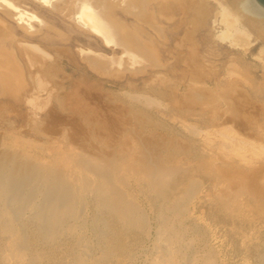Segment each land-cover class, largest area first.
<instances>
[{
    "label": "rangeland",
    "instance_id": "obj_1",
    "mask_svg": "<svg viewBox=\"0 0 264 264\" xmlns=\"http://www.w3.org/2000/svg\"><path fill=\"white\" fill-rule=\"evenodd\" d=\"M207 3L209 16L178 5L167 18L157 0H0V142L59 170L88 159L140 206L123 226L87 193L58 245L26 222L36 264H264V19L224 41Z\"/></svg>",
    "mask_w": 264,
    "mask_h": 264
},
{
    "label": "bare ground",
    "instance_id": "obj_2",
    "mask_svg": "<svg viewBox=\"0 0 264 264\" xmlns=\"http://www.w3.org/2000/svg\"><path fill=\"white\" fill-rule=\"evenodd\" d=\"M214 1V0H213ZM228 1V0H227ZM230 1V0H229ZM228 1V2H229ZM209 2V1H208ZM218 7L215 12V20H220L223 28L221 29L218 37L224 41H232L236 44V41L240 38L250 34L248 31L252 25L251 17L249 15L263 18L264 19V6L259 3L257 0H233L235 7L232 8L228 3L226 4L223 0H216ZM184 3V4H183ZM215 3V2H214ZM192 4V5H190ZM185 7L192 11V14L197 16L202 12L205 15L209 16L208 13L211 11L210 4L207 3V0H202L196 6L194 5V0H157L158 11L162 10L161 15L164 17H172V7L176 6ZM234 5V4H232ZM216 7V6H215ZM215 11V10H214ZM211 15V14H210ZM202 16V15H201ZM204 16V15H203ZM206 16V17H207ZM214 17V16H213ZM202 18V17H201ZM187 19V18H186ZM204 19V18H203ZM199 20V19H197ZM196 20V21H197ZM207 19H205L206 21ZM259 20V19H258ZM193 21V20H192ZM257 21V20H256ZM193 23V22H192ZM196 23V22H195ZM198 23V22H197ZM264 25L263 23H261ZM200 25V24H199ZM262 27V26H261ZM264 30V27H262ZM260 30V29H259ZM263 32V31H262ZM261 32V33H262ZM264 34V33H263ZM242 40V39H241ZM243 41V40H242ZM246 41V40H245ZM232 43V44H233ZM31 56L33 54L36 57L34 60L40 61L39 56L42 59H50L52 54L42 48L39 44L30 43ZM30 56V54L28 55ZM32 58V57H29ZM38 58V59H37ZM52 58V57H51ZM42 61V60H41ZM37 63V62H36ZM46 75V74H45ZM39 78V77H37ZM45 79V78H44ZM46 84L39 79L40 89H44ZM48 94V93H47ZM141 96V95H140ZM137 99V98H136ZM33 100V99H32ZM51 100V99H50ZM138 101V100H137ZM153 101V100H152ZM150 101V102H152ZM35 104L34 101H32ZM45 102V101H44ZM45 103H43L44 105ZM45 106V105H44ZM39 129V128H38ZM58 132V131H57ZM52 133V132H51ZM91 133V132H90ZM83 140V138H82ZM5 143V141H4ZM8 143V142H7ZM15 145V144H14ZM13 145V146H14ZM8 146V145H7ZM4 146L0 142V238L3 239L2 251L0 250V261L2 264L5 263H27V264H36L37 259L41 257H29L27 248L29 244L28 233L26 222L31 221L36 225L37 234L40 235L47 242H52L59 240L58 238L62 234L73 233L76 230H79L81 223V218H84L82 215L84 213V199L86 198L87 193H92L97 199V204L100 210H107L110 212V215L116 216L119 220L122 221V225L131 226L132 224L137 223V209L133 204L126 203L124 198H116L117 196V187H115L107 176L108 174L105 171L97 169L94 165L87 159H77L81 160L82 168L86 172H78L65 170V169H56L55 164L53 167H50L46 164H41L28 154L9 147ZM22 150L26 147L22 145ZM12 147V146H11ZM84 147V146H83ZM86 147V146H85ZM30 148V147H28ZM21 150V149H20ZM29 150V149H28ZM27 152H30L28 151ZM26 152V151H25ZM41 152V151H40ZM135 152V151H134ZM31 153V152H30ZM90 153V152H89ZM129 153V152H128ZM123 155V154H122ZM36 156V155H35ZM34 156V157H35ZM69 156V155H68ZM67 156V157H68ZM75 156V155H72ZM71 156V157H72ZM84 157V156H82ZM39 158V157H38ZM37 158V159H38ZM76 158V157H75ZM75 158L73 161H75ZM114 159V157H113ZM76 160V161H77ZM101 160V159H99ZM115 160V159H114ZM118 160V159H117ZM72 161V160H71ZM55 162V161H54ZM79 162V161H78ZM102 162V161H101ZM114 162V161H113ZM53 163V162H52ZM80 163V162H79ZM118 163V162H117ZM117 163L115 165H117ZM73 164V163H72ZM80 164V165H81ZM103 164V163H101ZM100 164V165H101ZM119 164V163H118ZM165 164V163H164ZM71 165V164H70ZM75 165V164H74ZM73 165V166H74ZM78 165V164H77ZM147 165V164H146ZM145 165V166H146ZM96 166V165H95ZM107 167V165H104ZM109 166V165H108ZM114 166V165H111ZM131 166V165H130ZM133 166V165H132ZM131 166V167H132ZM72 167V166H71ZM75 167V166H74ZM72 167V168H74ZM79 167V165H78ZM100 167V166H99ZM116 167V166H115ZM118 167V166H117ZM127 167V166H126ZM129 167V166H128ZM147 167V166H146ZM64 168V167H63ZM102 168V167H101ZM111 168V167H110ZM119 169V168H118ZM137 169V168H136ZM108 170V169H107ZM143 170V169H142ZM150 170V169H149ZM92 171L95 175V178L90 177ZM110 171V170H109ZM108 172V171H107ZM142 172V171H141ZM109 173V172H108ZM127 173V172H126ZM135 173V171H134ZM161 173V172H160ZM172 173V172H171ZM115 174V173H114ZM154 174V173H153ZM111 174H109L110 176ZM134 175V174H133ZM170 175V174H169ZM116 176V175H115ZM118 176V175H117ZM131 176V173H130ZM158 176V175H157ZM108 179H104V178ZM120 177V176H119ZM136 177V176H135ZM162 177V176H161ZM124 178V176H123ZM149 178V177H148ZM102 179H104L103 182ZM122 179V178H121ZM138 179V178H136ZM141 178H139L140 180ZM114 180V179H113ZM129 180V179H128ZM144 180V178L142 179ZM141 180V181H142ZM148 180V179H147ZM116 181V180H115ZM114 181V182H115ZM120 182V180H117ZM124 181V180H123ZM145 181V180H144ZM154 181V180H153ZM118 182V183H119ZM122 182V181H121ZM128 182V181H124ZM140 182V181H139ZM150 183V182H148ZM153 183V182H152ZM164 183V182H163ZM129 185V184H128ZM151 186V185H150ZM150 186L147 187L150 190ZM154 186V185H153ZM152 186V188H153ZM163 186V185H162ZM121 187V186H120ZM156 187V186H155ZM193 187V186H192ZM122 188V187H121ZM119 189V188H118ZM143 189V188H142ZM154 189V188H153ZM157 189V188H155ZM194 189V188H193ZM152 190V189H151ZM119 191V190H118ZM121 190L120 192H122ZM119 196H123L121 193ZM141 192V191H140ZM89 195V194H88ZM127 195V194H126ZM130 196V195H129ZM89 197V196H88ZM128 197V196H127ZM92 198V197H91ZM90 198V199H91ZM129 198V197H128ZM93 199V198H92ZM127 201V200H126ZM89 202V201H88ZM132 202V201H131ZM135 202V201H134ZM177 202V200H176ZM87 203V202H86ZM93 203V202H92ZM172 204V203H171ZM168 205V203H167ZM175 205V204H174ZM96 207V204H95ZM169 208V207H168ZM172 209V208H171ZM139 210V209H138ZM174 210V209H173ZM97 211V210H96ZM140 211V210H139ZM142 211V210H141ZM162 211V210H161ZM181 211V210H180ZM104 212V211H102ZM101 212V213H102ZM143 212V211H142ZM141 212V213H142ZM164 212V211H163ZM183 212V211H182ZM100 213V212H99ZM180 213V212H179ZM145 214V213H144ZM160 214V213H159ZM164 214V213H162ZM99 215V214H98ZM103 215V214H102ZM101 215V216H102ZM105 216V215H104ZM141 217V215H139ZM86 217V214H85ZM106 217V216H105ZM110 217V216H109ZM144 217V216H142ZM104 218V217H103ZM86 219V218H85ZM96 219V217H95ZM110 219V218H109ZM117 219V220H118ZM142 219V218H141ZM94 220V219H93ZM99 220V219H98ZM107 220H105L106 222ZM142 221V220H141ZM144 221V220H143ZM164 221V220H163ZM30 222V224H31ZM82 222V221H81ZM84 222V221H83ZM89 222V221H88ZM104 222V223H105ZM91 223V222H89ZM99 223V222H98ZM109 222H107L108 224ZM113 223V222H112ZM171 223V222H170ZM83 224V223H82ZM101 224V223H100ZM103 224V223H102ZM106 224V225H107ZM143 224V223H142ZM33 225V224H32ZM94 225V224H93ZM105 225V224H104ZM121 225V226H122ZM139 225V222H138ZM168 225V224H167ZM96 226V225H94ZM103 226V225H102ZM134 226V225H133ZM135 226H137L135 224ZM134 226V227H135ZM141 225H139L140 227ZM84 227V226H83ZM82 227V228H83ZM98 227V224H97ZM107 227V226H105ZM126 227V226H125ZM165 227V226H164ZM33 228V227H32ZM95 228V227H93ZM99 228V227H98ZM108 228V227H107ZM111 228V227H110ZM131 229V227H129ZM133 228V227H132ZM166 228V227H165ZM101 227L99 228V230ZM129 229V230H130ZM141 229V227L139 228ZM143 229V228H142ZM167 229H169L167 227ZM103 230V229H102ZM101 230V231H102ZM106 230V229H105ZM132 230V229H131ZM162 230V229H161ZM93 231H96L93 230ZM100 231V232H101ZM104 231V230H103ZM103 231L100 233L102 234ZM110 231V230H109ZM112 231V230H111ZM121 231V230H120ZM135 231V230H134ZM28 232V233H27ZM35 232V231H34ZM33 232V233H34ZM105 232V231H104ZM127 232V231H126ZM131 232V231H129ZM176 232V230H175ZM78 233V232H77ZM107 233V232H106ZM109 233V232H108ZM123 233V232H121ZM128 233V232H127ZM162 233V232H161ZM169 233V232H168ZM172 233V232H171ZM170 233V235H171ZM174 233V232H173ZM172 233V235H173ZM177 233V232H176ZM82 234V233H80ZM114 234V232H113ZM125 234V233H124ZM129 234V233H128ZM179 234V233H178ZM36 235V233H35ZM83 235V234H82ZM87 235V234H86ZM105 235V234H104ZM116 235V234H115ZM170 235L168 238H170ZM34 235H32L33 237ZM64 236V235H63ZM71 236V235H70ZM78 236V235H77ZM81 236V235H80ZM108 236V235H107ZM113 236V235H112ZM178 236V235H177ZM176 236V237H177ZM180 236V234H179ZM86 237V236H85ZM126 237V236H125ZM172 237V236H171ZM31 238V237H30ZM38 238V237H37ZM62 238V237H60ZM64 238V237H63ZM62 238V239H63ZM67 238V237H66ZM106 238V237H105ZM104 238V239H105ZM167 238V239H168ZM175 238V237H174ZM70 239V238H69ZM79 239V238H78ZM89 239V238H87ZM103 239V240H104ZM119 239V238H118ZM166 239V241H167ZM173 239V238H172ZM176 239V238H175ZM182 239V238H181ZM38 240V239H36ZM73 240V239H72ZM84 240V239H83ZM102 240V241H103ZM107 240V238H106ZM112 240V238H111ZM122 240V239H121ZM192 240V239H191ZM42 241V239H41ZM67 241V240H65ZM88 241V240H87ZM91 241V240H90ZM100 241V240H99ZM113 241V240H112ZM172 241V240H171ZM177 241V240H176ZM181 241V240H180ZM31 242V241H30ZM33 242V241H32ZM58 242V241H57ZM57 242L55 244H57ZM61 242V241H60ZM69 242V241H68ZM82 242V241H81ZM86 242V241H85ZM84 242V244H85ZM105 242V241H104ZM110 242V241H109ZM118 242V241H116ZM114 242V243H116ZM179 242V241H178ZM34 243V242H33ZM43 245V242H41ZM40 243V245H41ZM91 243V242H90ZM89 243V245H91ZM102 243V242H101ZM111 243V242H110ZM168 243V242H167ZM171 243V242H169ZM176 243V242H175ZM32 244V243H31ZM53 244V243H52ZM71 244V243H69ZM79 244V243H78ZM117 244V243H116ZM174 244V243H173ZM36 245V243H35ZM47 245V244H46ZM50 245V244H49ZM58 245V244H57ZM67 245V244H66ZM72 245V244H71ZM80 245V244H79ZM82 245V244H81ZM80 245V246H81ZM88 245V246H89ZM93 245V244H92ZM100 243L98 244V246ZM113 245V244H112ZM177 245V243H176ZM175 245V246H176ZM33 246V245H32ZM56 246V245H55ZM53 246L52 248H54ZM88 246H86L88 248ZM104 246V245H103ZM108 246V245H107ZM30 247V246H29ZM48 247V246H47ZM51 247V246H50ZM58 247V246H57ZM68 247V246H67ZM72 247V246H71ZM82 247V246H81ZM100 247V246H99ZM114 247V246H113ZM167 247V245H166ZM39 248V247H38ZM42 248H44L42 246ZM51 248V249H52ZM56 248V247H55ZM60 248V247H59ZM70 248V247H69ZM68 248V251H69ZM75 248V247H74ZM77 248V247H76ZM79 248V247H78ZM77 248V249H78ZM85 248V247H84ZM91 248V246L89 247ZM93 248V247H92ZM112 248V246H111ZM50 249V251H51ZM65 249V247H64ZM67 249V248H66ZM76 249V250H77ZM82 249V248H81ZM117 249V248H116ZM119 249V248H118ZM117 249V250H118ZM168 249V247H167ZM166 249V250H167ZM178 249V248H177ZM29 250V249H28ZM54 250V249H53ZM175 249H172V251ZM4 251V252H3ZM43 252V250H41ZM63 251V250H62ZM74 251V250H73ZM167 250L166 252H170ZM3 252V253H2ZM37 252V251H36ZM88 252V249L85 250V253ZM103 252V251H101ZM100 252V253H101ZM164 252V251H163ZM44 253V252H43ZM46 253V251H45ZM54 253V252H53ZM66 254V252H64ZM93 253V252H92ZM108 253V252H107ZM113 253V252H112ZM34 254V253H33ZM37 254V253H36ZM47 254V253H46ZM49 254V252H48ZM68 254V253H67ZM83 254V253H82ZM103 254V253H102ZM118 254V253H117ZM166 254V253H165ZM162 254V255H165ZM38 255H40L38 253ZM54 255V254H53ZM61 255V254H60ZM64 255V254H63ZM73 255V254H71ZM78 255V254H77ZM80 255V253H79ZM78 255V256H79ZM85 255V254H84ZM114 255V254H113ZM36 256V255H35ZM42 256V255H40ZM68 256V255H67ZM70 256V255H69ZM88 256V254H87ZM104 256V257H103ZM101 258L108 257V254H104ZM115 256V255H114ZM117 256V255H116ZM168 256V255H167ZM51 257V255H50ZM61 257V256H60ZM75 257V256H73ZM72 257V258H73ZM91 256H89L90 258ZM171 256H168V258ZM209 257V256H208ZM47 258V257H46ZM59 258V257H58ZM87 258V257H86ZM94 258V257H93ZM98 258V256L96 257ZM42 259L43 256H42ZM55 259V258H54ZM57 259V257H56ZM60 259V258H59ZM107 259V258H106ZM109 259V258H108ZM67 260V259H65ZM72 260V259H71ZM74 260V258H73ZM76 264H88L84 256H80L76 259ZM88 260V259H87ZM95 260V259H94ZM92 260V261H94ZM101 260V259H100ZM114 260V259H113ZM49 261V260H48ZM47 261V262H48ZM55 261V260H54ZM58 261V260H57ZM75 261V260H74ZM90 261V260H89ZM97 261V260H96ZM103 261V260H102ZM112 261V260H111ZM71 262V261H70ZM95 262V261H94ZM115 262V260H114ZM24 263V264H25ZM39 263V262H38ZM52 263V262H51ZM55 263V262H54ZM63 263V262H62ZM61 263V264H62ZM97 263V262H96ZM99 263V262H98ZM104 263V262H103ZM109 263V262H108ZM40 264V263H39ZM68 264V263H67ZM72 264H74L72 262ZM95 264V263H93ZM203 264V263H202Z\"/></svg>",
    "mask_w": 264,
    "mask_h": 264
},
{
    "label": "water",
    "instance_id": "obj_3",
    "mask_svg": "<svg viewBox=\"0 0 264 264\" xmlns=\"http://www.w3.org/2000/svg\"><path fill=\"white\" fill-rule=\"evenodd\" d=\"M257 1L264 6V0H257Z\"/></svg>",
    "mask_w": 264,
    "mask_h": 264
}]
</instances>
